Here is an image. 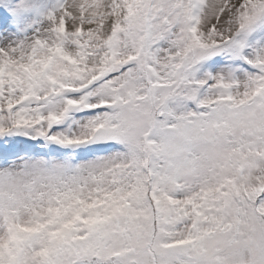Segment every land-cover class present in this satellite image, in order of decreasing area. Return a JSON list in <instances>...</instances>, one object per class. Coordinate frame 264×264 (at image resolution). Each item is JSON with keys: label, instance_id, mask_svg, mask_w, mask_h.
I'll return each instance as SVG.
<instances>
[{"label": "snow or ice", "instance_id": "obj_1", "mask_svg": "<svg viewBox=\"0 0 264 264\" xmlns=\"http://www.w3.org/2000/svg\"><path fill=\"white\" fill-rule=\"evenodd\" d=\"M0 264H264V0H0Z\"/></svg>", "mask_w": 264, "mask_h": 264}]
</instances>
